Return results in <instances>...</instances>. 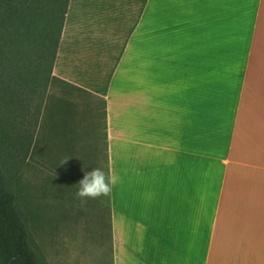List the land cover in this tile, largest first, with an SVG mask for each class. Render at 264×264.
<instances>
[{"label": "crops", "instance_id": "obj_1", "mask_svg": "<svg viewBox=\"0 0 264 264\" xmlns=\"http://www.w3.org/2000/svg\"><path fill=\"white\" fill-rule=\"evenodd\" d=\"M53 75L103 103L112 264H264V0H69Z\"/></svg>", "mask_w": 264, "mask_h": 264}, {"label": "rangeland", "instance_id": "obj_2", "mask_svg": "<svg viewBox=\"0 0 264 264\" xmlns=\"http://www.w3.org/2000/svg\"><path fill=\"white\" fill-rule=\"evenodd\" d=\"M30 111L29 154L0 144V155L33 248L44 264H112L110 196L81 205L75 195L85 172L107 173L103 103L53 81Z\"/></svg>", "mask_w": 264, "mask_h": 264}, {"label": "trees", "instance_id": "obj_3", "mask_svg": "<svg viewBox=\"0 0 264 264\" xmlns=\"http://www.w3.org/2000/svg\"><path fill=\"white\" fill-rule=\"evenodd\" d=\"M68 4L69 0H0V144L23 157L32 140L30 106L43 101L53 81L62 82L53 75V67ZM1 164L0 155V264H44L18 206L11 170Z\"/></svg>", "mask_w": 264, "mask_h": 264}, {"label": "clouds", "instance_id": "obj_4", "mask_svg": "<svg viewBox=\"0 0 264 264\" xmlns=\"http://www.w3.org/2000/svg\"><path fill=\"white\" fill-rule=\"evenodd\" d=\"M68 159L65 158L61 164L66 163ZM118 180L117 175L106 173L102 168L95 167L90 172H85L83 178L78 182L79 188L75 195L81 205L86 204L89 199L107 197Z\"/></svg>", "mask_w": 264, "mask_h": 264}]
</instances>
